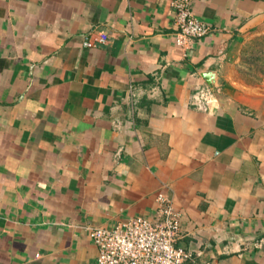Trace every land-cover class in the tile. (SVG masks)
Masks as SVG:
<instances>
[{
	"label": "crops",
	"instance_id": "1",
	"mask_svg": "<svg viewBox=\"0 0 264 264\" xmlns=\"http://www.w3.org/2000/svg\"><path fill=\"white\" fill-rule=\"evenodd\" d=\"M192 11L178 45L170 0H0V264H97L158 193L182 264H264V0Z\"/></svg>",
	"mask_w": 264,
	"mask_h": 264
},
{
	"label": "built area",
	"instance_id": "2",
	"mask_svg": "<svg viewBox=\"0 0 264 264\" xmlns=\"http://www.w3.org/2000/svg\"><path fill=\"white\" fill-rule=\"evenodd\" d=\"M194 0H170L174 11L175 40L185 45L190 39L205 37L210 28L197 19L192 11ZM86 47L91 43L86 42ZM216 101L211 90H195L192 106L195 110L207 112ZM160 219L157 223L136 217L105 229H90L88 236L98 249L97 264H182L186 252L176 247L179 233L178 216L171 200L163 193L156 195Z\"/></svg>",
	"mask_w": 264,
	"mask_h": 264
},
{
	"label": "water",
	"instance_id": "3",
	"mask_svg": "<svg viewBox=\"0 0 264 264\" xmlns=\"http://www.w3.org/2000/svg\"><path fill=\"white\" fill-rule=\"evenodd\" d=\"M209 77V76H208ZM209 83L211 82V79H210V77L208 78V80H207Z\"/></svg>",
	"mask_w": 264,
	"mask_h": 264
}]
</instances>
